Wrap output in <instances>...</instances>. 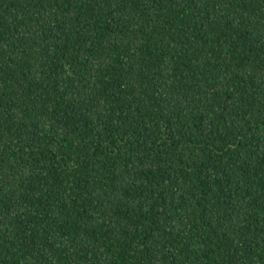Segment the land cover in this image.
<instances>
[{
  "label": "trees",
  "instance_id": "1",
  "mask_svg": "<svg viewBox=\"0 0 264 264\" xmlns=\"http://www.w3.org/2000/svg\"><path fill=\"white\" fill-rule=\"evenodd\" d=\"M0 264H264V0H0Z\"/></svg>",
  "mask_w": 264,
  "mask_h": 264
}]
</instances>
